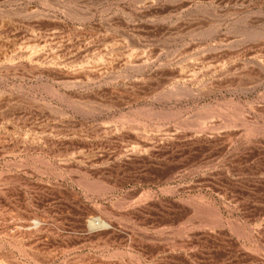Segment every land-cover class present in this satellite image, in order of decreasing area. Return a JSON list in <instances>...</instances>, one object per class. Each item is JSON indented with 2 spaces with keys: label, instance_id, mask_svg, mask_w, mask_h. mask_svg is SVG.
I'll list each match as a JSON object with an SVG mask.
<instances>
[{
  "label": "rangeland",
  "instance_id": "rangeland-1",
  "mask_svg": "<svg viewBox=\"0 0 264 264\" xmlns=\"http://www.w3.org/2000/svg\"><path fill=\"white\" fill-rule=\"evenodd\" d=\"M0 264H264V0H0Z\"/></svg>",
  "mask_w": 264,
  "mask_h": 264
}]
</instances>
